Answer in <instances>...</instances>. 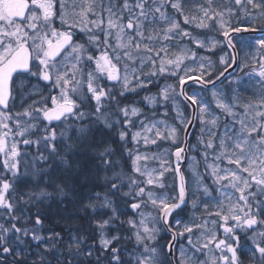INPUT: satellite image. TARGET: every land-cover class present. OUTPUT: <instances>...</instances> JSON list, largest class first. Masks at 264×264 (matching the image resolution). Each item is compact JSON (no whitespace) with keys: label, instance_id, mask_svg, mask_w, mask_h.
<instances>
[{"label":"snow or ice","instance_id":"1","mask_svg":"<svg viewBox=\"0 0 264 264\" xmlns=\"http://www.w3.org/2000/svg\"><path fill=\"white\" fill-rule=\"evenodd\" d=\"M261 21L0 0V264H264Z\"/></svg>","mask_w":264,"mask_h":264},{"label":"trees","instance_id":"2","mask_svg":"<svg viewBox=\"0 0 264 264\" xmlns=\"http://www.w3.org/2000/svg\"><path fill=\"white\" fill-rule=\"evenodd\" d=\"M261 23H264V21H261ZM219 55V54H218ZM220 70H223L222 68L220 69ZM225 84L227 83V81H225L224 82ZM193 142H194V139H193ZM167 147V145H165V144H162L161 145V148H166ZM171 180H172V177L171 176H169V178H168V183H170L171 182ZM81 223H86L85 221H81Z\"/></svg>","mask_w":264,"mask_h":264},{"label":"water","instance_id":"3","mask_svg":"<svg viewBox=\"0 0 264 264\" xmlns=\"http://www.w3.org/2000/svg\"><path fill=\"white\" fill-rule=\"evenodd\" d=\"M260 34H261V33H260V31L258 30L257 33H256V35L259 36ZM230 71H231V70H230Z\"/></svg>","mask_w":264,"mask_h":264},{"label":"rangeland","instance_id":"4","mask_svg":"<svg viewBox=\"0 0 264 264\" xmlns=\"http://www.w3.org/2000/svg\"><path fill=\"white\" fill-rule=\"evenodd\" d=\"M190 155H192V154H190ZM185 167H187V165Z\"/></svg>","mask_w":264,"mask_h":264}]
</instances>
